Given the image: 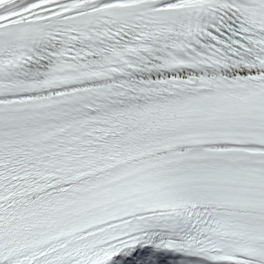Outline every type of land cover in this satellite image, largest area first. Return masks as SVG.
Returning a JSON list of instances; mask_svg holds the SVG:
<instances>
[{
    "label": "snow or ice",
    "instance_id": "6c2138e0",
    "mask_svg": "<svg viewBox=\"0 0 264 264\" xmlns=\"http://www.w3.org/2000/svg\"><path fill=\"white\" fill-rule=\"evenodd\" d=\"M0 264H264V0H0Z\"/></svg>",
    "mask_w": 264,
    "mask_h": 264
}]
</instances>
